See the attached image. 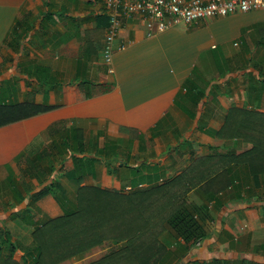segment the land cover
I'll use <instances>...</instances> for the list:
<instances>
[{
	"label": "crops",
	"instance_id": "obj_1",
	"mask_svg": "<svg viewBox=\"0 0 264 264\" xmlns=\"http://www.w3.org/2000/svg\"><path fill=\"white\" fill-rule=\"evenodd\" d=\"M108 24L101 0H0V102L53 107L0 127V227L64 213L59 194L32 198L48 177L73 205L81 185L127 191L186 173L209 237L186 245L166 227L158 264H264V173L240 156L250 142L217 134L233 108L264 113V8L169 29L122 17L114 68ZM28 157L46 172L29 171ZM219 171L221 182L201 185Z\"/></svg>",
	"mask_w": 264,
	"mask_h": 264
},
{
	"label": "trees",
	"instance_id": "obj_2",
	"mask_svg": "<svg viewBox=\"0 0 264 264\" xmlns=\"http://www.w3.org/2000/svg\"><path fill=\"white\" fill-rule=\"evenodd\" d=\"M51 108L49 105L37 104L33 99L0 102V127ZM55 126L53 124L50 130ZM222 133L250 142L251 148L240 153V156L252 175L264 173V113L233 108L227 117L226 127L217 132L218 135ZM26 161L32 173L46 172L33 158L28 157ZM80 168L83 165L75 164V169ZM47 169L51 174L55 168L50 166ZM221 173L219 171L205 181L202 179L201 185L210 186L221 182ZM81 174L76 178L79 183L84 173ZM48 180L45 186L32 195L33 200L36 201L46 192L58 196L54 192L58 182L50 177L45 182ZM193 186L195 176L189 177L186 173L163 183L129 191L81 185L75 204L61 200L64 213L48 218L35 227L30 247L24 248L13 239L8 228L2 227L0 264H58L91 251L106 241L121 245L87 264H158L163 252L158 237L166 227H170L186 245H195L209 237L198 218L199 214L207 212L204 205L199 206L186 199L187 192ZM221 186L225 187L223 184ZM5 246L9 248L8 255L2 253ZM18 251H21V263L15 257ZM202 264H222V260L215 258Z\"/></svg>",
	"mask_w": 264,
	"mask_h": 264
},
{
	"label": "built area",
	"instance_id": "obj_3",
	"mask_svg": "<svg viewBox=\"0 0 264 264\" xmlns=\"http://www.w3.org/2000/svg\"><path fill=\"white\" fill-rule=\"evenodd\" d=\"M109 15L103 58L114 63L113 41L118 35L122 17L139 14L163 29L180 23L193 24L205 18L225 17L235 13L264 8V0H101ZM131 190L129 186L126 188Z\"/></svg>",
	"mask_w": 264,
	"mask_h": 264
},
{
	"label": "rangeland",
	"instance_id": "obj_4",
	"mask_svg": "<svg viewBox=\"0 0 264 264\" xmlns=\"http://www.w3.org/2000/svg\"><path fill=\"white\" fill-rule=\"evenodd\" d=\"M6 101H7V99H6ZM53 163H54V165L56 166V162L55 161H53ZM65 180V179H64ZM23 185L24 186H30V184L29 183H26L27 181H26V179H23ZM39 182H40V180H38V185H39ZM134 184L136 185V182H134ZM60 188H55L54 189V192L56 193V194H59V197H60V199L63 201V200H66V199H64L65 197H64V195L62 194V193H60ZM74 197H75V195H74ZM30 210L31 211H33L34 210V208H32V207H30ZM34 213H36V211L34 212ZM23 220V219H22ZM22 220H18V221H20V222H22V223H24ZM27 224H29V223H27ZM2 227H4V226H2ZM2 227H0V234H1V229H2ZM35 225H31V226H29V227H25L23 224H19V225H14L13 226V232H11L12 233V236H13V239L16 241V242H18V243H20L24 248H26V247H30L31 245H32V240H33V236H32V233H33V230L35 229ZM31 230H30V229ZM25 229H27V230H25ZM30 235L32 236V239L30 240V243L29 244H27V242L29 241V239H30ZM118 246H120V244H115V243H113L112 241H106V242H104L103 244H101L100 246H97V247H95L93 250H91V251H88L87 253V255H88V257L86 258L87 259V261H89V262H91V261H93V260H95V259H97V258H99V257H101V256H103L104 254H106L107 252H109L110 250H112V249H114V248H117ZM8 252H9V248L8 247H4L3 248V251H2V253H4V255H8ZM15 256H16V258L18 259V260H20V263H21V251H18L16 254H15ZM67 260H69V259H67ZM67 260H65V262H67ZM65 262H62V263H65ZM89 262H87V263H89ZM61 263V264H62ZM68 263V262H67ZM66 263V264H67ZM86 263V264H87Z\"/></svg>",
	"mask_w": 264,
	"mask_h": 264
},
{
	"label": "clouds",
	"instance_id": "obj_5",
	"mask_svg": "<svg viewBox=\"0 0 264 264\" xmlns=\"http://www.w3.org/2000/svg\"><path fill=\"white\" fill-rule=\"evenodd\" d=\"M127 191H129V190H127Z\"/></svg>",
	"mask_w": 264,
	"mask_h": 264
}]
</instances>
